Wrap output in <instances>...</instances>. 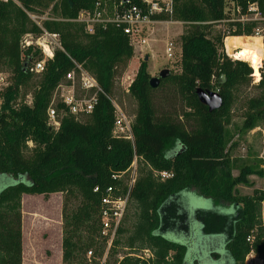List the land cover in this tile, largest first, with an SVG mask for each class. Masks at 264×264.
Listing matches in <instances>:
<instances>
[{"label": "trees", "instance_id": "trees-1", "mask_svg": "<svg viewBox=\"0 0 264 264\" xmlns=\"http://www.w3.org/2000/svg\"><path fill=\"white\" fill-rule=\"evenodd\" d=\"M98 1L109 5L126 1L146 7L143 0H0V72L12 73L11 84L0 93V176L12 179L0 186V264H23V195L53 193L64 195L62 263L101 264L109 239L102 233L103 198L112 185L122 189L118 194L127 192L125 178L115 180L114 175L128 170L135 158L138 178L129 200L135 209L128 249H152L153 264H245L252 249L263 256L264 190L244 196L238 186L249 185L251 175L264 180V155L257 163L238 168L232 156L234 134L229 129L239 92L252 84L254 71L248 62L232 60L225 51L228 34L254 37L256 23L243 28L229 22L225 31L214 30L230 18L227 0H174L172 15H154L187 24L181 36V72L171 73L152 88L149 60L140 64L129 93L138 104L132 142L113 136L115 107L107 96L114 95L116 77L134 56L130 38L122 26L96 25L94 33H88L85 24L76 20L82 10L94 11ZM235 1L244 11L249 3H263ZM48 9L51 17L43 21V27L60 34L63 49L56 51L43 73L35 74L29 68L25 71L24 63L39 58L40 51L30 47L23 52L21 40L27 33L42 31L29 13L43 15ZM74 61L97 78L106 94H99L85 121L77 120L66 109L61 127L55 131L48 125L47 111L56 87L73 70ZM222 74L227 78L224 84L220 83ZM35 75L39 79L33 85L32 103L27 104L22 90L32 86ZM167 85L175 88L183 102L184 121L177 112V116L159 112L154 92ZM255 87L260 93L247 101L241 128L245 132L264 125V73ZM198 88L218 91L223 105L210 111L200 102ZM30 142L34 146L26 155ZM237 168L240 171L235 176ZM162 171L171 176L164 180L156 176ZM191 190L216 205L234 207V214L209 212L213 218H198L197 224L182 206L183 195ZM126 215L127 211L105 264H148L129 254L110 261L127 233ZM196 232L204 239H224L220 251L225 254L210 249L207 261V257L201 258L202 250L198 249L200 255L192 253L191 242L188 247L167 237V233L189 236ZM253 234L251 243L248 237ZM89 250L93 251L91 260Z\"/></svg>", "mask_w": 264, "mask_h": 264}, {"label": "rangeland", "instance_id": "rangeland-1", "mask_svg": "<svg viewBox=\"0 0 264 264\" xmlns=\"http://www.w3.org/2000/svg\"><path fill=\"white\" fill-rule=\"evenodd\" d=\"M40 15V14H39ZM46 20L51 17L50 9L45 10L43 15H40ZM227 23H219L214 26L216 31H225L228 27ZM153 30V32H152ZM187 24L180 21H173L172 23H155L152 25V29L145 32L144 34L148 36L150 42L149 45L144 48L142 52L136 50L134 52L133 58L129 61L128 65L121 69L120 74L116 77V86L114 95L112 96L116 102H118L124 109V111L131 116L132 119L135 118L138 104L136 100L126 93L122 85L123 76H133L137 74L140 64L149 57L148 71L151 77L159 76V73L163 69H169L171 73L176 74L181 72V36L186 32ZM242 37V36H241ZM247 37V36H243ZM257 37V36H254ZM226 38V37H225ZM168 40H174L178 47L176 56L173 59L168 58L165 53V48ZM225 51L227 48L225 47ZM229 57V56H228ZM233 57V56H232ZM234 60V58H231ZM253 71L254 68L252 67ZM7 76H12V73L8 70L3 71ZM264 73V60L263 67L261 68V78ZM39 76L35 75L34 79L31 81V85L28 88H23L22 94L25 95L24 103H31L32 92L34 90L33 85L38 81ZM65 80V79H64ZM260 80L253 73V82L250 86L242 87L239 92V98L237 103L233 108V121L229 129H231L234 134V142L236 144L235 148L232 150V156L235 160L237 167H242L244 164L257 163L264 155V125L252 130L250 132H245L241 130L243 122L245 109L248 99L256 97L259 95L260 90L255 87ZM175 88L171 85H167L164 88H158L155 94V103L159 109L160 114L167 112L175 116L176 112L180 115L179 120H182V114L185 109L183 102L178 97L174 91ZM77 90L79 91L80 89ZM55 94V92H54ZM54 96V95H53ZM1 98V96H0ZM88 115L82 116L80 119L85 121L88 119ZM186 122V120H185ZM34 144L30 142L28 144L29 149L25 150V154H30V149H32ZM140 162L138 161V165ZM143 165L142 163L140 164ZM235 169L234 175L239 174V169ZM249 185H239L238 191L242 195L253 196L258 193L261 194L264 190V180L259 175H251L249 177ZM10 178L0 176V186H5L10 182ZM64 195L62 193H53L50 195H23L22 201V214H23V231L25 228V252L23 254L24 260L23 264H63V251H62V207H63ZM182 206L184 210L188 212L190 217H193L197 223L198 218H213L211 213L218 214H234L235 209L230 205L222 204L216 205L215 201L212 199L204 198L199 196L196 191H189L188 194H184L182 197ZM77 205L78 202H75ZM135 209V204L130 203L127 210V220L125 222V228L127 233H125L122 239V245L118 248V254L115 257H111L110 261L114 262L116 258L121 259V257L130 254L132 251L126 246L128 237L133 232V211ZM200 213L199 215H197ZM261 219L262 225L264 227V202L261 206ZM199 224V223H197ZM190 236V237H189ZM187 235L182 233L180 236H175V234L167 233V237L171 240L181 242L189 247L191 242L192 253L200 255L198 252L202 250L203 257L207 261H210V255L207 256V251L210 249H220L223 247L222 238H206L201 236V233L196 232L194 235ZM24 237V234H23ZM203 244V245H202ZM127 247V248H126ZM139 252V251H138ZM221 254H225L222 250ZM264 258V254L262 256ZM210 258V259H209Z\"/></svg>", "mask_w": 264, "mask_h": 264}, {"label": "built area", "instance_id": "built-area-1", "mask_svg": "<svg viewBox=\"0 0 264 264\" xmlns=\"http://www.w3.org/2000/svg\"><path fill=\"white\" fill-rule=\"evenodd\" d=\"M8 1V0H5ZM146 7L137 4H127L126 1L114 2L109 5L98 1L94 11L82 10L78 18L86 26L88 33H94L96 25L116 24L122 26L124 32L129 36L134 51L142 52L149 45V38L144 33L152 29L155 23L173 22V20L156 19L154 15H172L174 10V0H143ZM226 12L230 18L222 23H240L244 28L248 23H256L254 36L262 40L263 60H264V0L263 3H249L247 10L237 4L235 0L226 1ZM30 18L41 28V33H27L21 40V50L24 52L28 48L33 47V51L39 50L40 56L32 60L29 64V70L35 74H41L45 71L47 62L55 57L57 50H62L63 45L59 33H53L43 27L44 17L42 18L37 13H29ZM235 28V27H234ZM232 35H227L226 39ZM246 36V35H245ZM177 45L174 40H168L165 48V53L168 58L173 59L177 53ZM230 58L231 54L226 51ZM243 61V60H242ZM137 74L132 77L127 75L122 77V85L126 93H130V87L133 84ZM65 79V80H64ZM56 87L52 102L48 108V125L55 131L61 127L62 118L65 115L66 109L71 115H74L77 120L84 115H90L98 103L100 93H105L97 78L88 71L82 64L74 61V68L67 74ZM11 84V76H7L4 72H0V93L3 92ZM80 89L79 91L77 90ZM115 107V123L113 127V136L118 139H126L134 142L133 124L134 119L131 118L123 109V107L115 101L112 96L107 95ZM32 103V101H30ZM3 99L0 98V110ZM29 103V104H31ZM59 105H64L59 109ZM156 176L163 180L171 176L170 172H156ZM125 178L128 190L126 193L118 194L122 189L118 186H110L103 198V214L102 225L103 235L109 237L107 250L101 259V264H105L109 249L117 234L118 228L127 211L130 200V195L133 186L138 178L137 158L133 161L131 167L121 173L115 174L114 179ZM96 191L99 190L97 187ZM255 235L248 237V241L253 243ZM130 256L136 257L148 264H153L155 253L150 248H145L139 252H132ZM93 251L87 253L88 259L91 260ZM122 259V257H121ZM245 264H264V258L252 249L245 258Z\"/></svg>", "mask_w": 264, "mask_h": 264}, {"label": "bare ground", "instance_id": "bare-ground-1", "mask_svg": "<svg viewBox=\"0 0 264 264\" xmlns=\"http://www.w3.org/2000/svg\"><path fill=\"white\" fill-rule=\"evenodd\" d=\"M259 37L229 36L226 48L229 54L239 60L246 61L254 68V75L261 79L263 67V46Z\"/></svg>", "mask_w": 264, "mask_h": 264}, {"label": "water", "instance_id": "water-1", "mask_svg": "<svg viewBox=\"0 0 264 264\" xmlns=\"http://www.w3.org/2000/svg\"><path fill=\"white\" fill-rule=\"evenodd\" d=\"M148 60H149V57H146V61H148ZM30 61H31V59H29L28 61H26L24 63V70L25 71L29 67ZM170 74H171V72H170L169 69H163L159 73V76L151 77V79H150L151 87L152 88H157L160 85L161 80L169 77ZM226 81H227L226 75L222 74L220 76V83L224 84ZM197 94H198L200 102L202 104L208 106L210 111L218 109V108H220L223 105L222 97H221V95H220V93L218 91H204V90L198 88L197 89Z\"/></svg>", "mask_w": 264, "mask_h": 264}, {"label": "crops", "instance_id": "crops-1", "mask_svg": "<svg viewBox=\"0 0 264 264\" xmlns=\"http://www.w3.org/2000/svg\"><path fill=\"white\" fill-rule=\"evenodd\" d=\"M166 23H172V22H166ZM152 32H153V30H152ZM23 234H24V237H23V248H24V252H25V228H24Z\"/></svg>", "mask_w": 264, "mask_h": 264}]
</instances>
